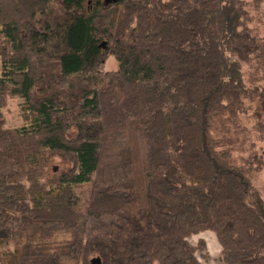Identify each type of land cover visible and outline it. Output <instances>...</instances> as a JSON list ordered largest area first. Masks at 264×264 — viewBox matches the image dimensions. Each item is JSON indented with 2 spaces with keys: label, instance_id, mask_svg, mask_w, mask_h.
Wrapping results in <instances>:
<instances>
[{
  "label": "trees",
  "instance_id": "obj_1",
  "mask_svg": "<svg viewBox=\"0 0 264 264\" xmlns=\"http://www.w3.org/2000/svg\"><path fill=\"white\" fill-rule=\"evenodd\" d=\"M263 6L0 0V264H264Z\"/></svg>",
  "mask_w": 264,
  "mask_h": 264
},
{
  "label": "rangeland",
  "instance_id": "obj_2",
  "mask_svg": "<svg viewBox=\"0 0 264 264\" xmlns=\"http://www.w3.org/2000/svg\"><path fill=\"white\" fill-rule=\"evenodd\" d=\"M105 3L107 0H104ZM110 3L113 0H108ZM53 9L55 8L52 6ZM251 15L253 17V22H251V27L255 28L260 35L264 36V6L262 10L260 11H255L251 10ZM105 71H117L118 69V62L113 58L109 57L108 62L106 63L104 67ZM244 74L246 81L249 82V79L252 76V73L249 69L248 66H244ZM255 77V76H253ZM254 109H257V118L258 120L264 124V103L262 102H255L254 103ZM3 112V118L5 122V126L7 129H21L23 127L29 126V122H27V116L28 112L25 111L24 108V100L20 97L16 96H9L7 98L5 107L2 110ZM254 112L251 111L246 117L242 118V125L247 127L250 130V140L251 142H254L255 149L261 154L263 153L264 155V137L262 139V136L255 132L253 129L255 127V120L253 116ZM71 159L66 158L65 163L69 165ZM56 165H61L63 166L65 163L62 162L59 159H56L55 161ZM256 184L259 186L264 193V169L261 173H259L256 176ZM199 256H201V253H199Z\"/></svg>",
  "mask_w": 264,
  "mask_h": 264
},
{
  "label": "crops",
  "instance_id": "obj_3",
  "mask_svg": "<svg viewBox=\"0 0 264 264\" xmlns=\"http://www.w3.org/2000/svg\"><path fill=\"white\" fill-rule=\"evenodd\" d=\"M200 241H204L206 243L207 253L209 255V259L205 260L204 254L201 253V256H199L198 254V258L200 259L202 264H222L219 261L221 246L215 234L212 232H205L194 236L191 239L192 244L195 246H197Z\"/></svg>",
  "mask_w": 264,
  "mask_h": 264
},
{
  "label": "water",
  "instance_id": "obj_4",
  "mask_svg": "<svg viewBox=\"0 0 264 264\" xmlns=\"http://www.w3.org/2000/svg\"><path fill=\"white\" fill-rule=\"evenodd\" d=\"M113 1H116V0H113ZM108 4H110V1L107 0V2L105 3V5H108ZM104 46H105V44L102 45V47H104ZM96 262H98V261L97 260H94L93 261L94 264H97Z\"/></svg>",
  "mask_w": 264,
  "mask_h": 264
}]
</instances>
